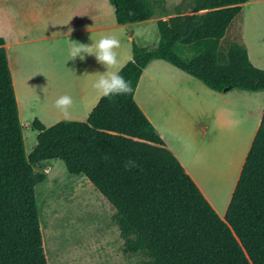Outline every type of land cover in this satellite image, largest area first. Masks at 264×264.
<instances>
[{
	"label": "trees",
	"instance_id": "obj_1",
	"mask_svg": "<svg viewBox=\"0 0 264 264\" xmlns=\"http://www.w3.org/2000/svg\"><path fill=\"white\" fill-rule=\"evenodd\" d=\"M107 1L117 25L167 17L156 21V46L131 43V60L118 70L131 94L100 97L83 122L32 121L36 143L27 154L0 38V264H47L34 197L45 175L33 168L51 160L105 200L122 254L139 255L140 264H264V109L219 218L133 101L151 60L217 93L264 91V70L244 46L220 45L248 0Z\"/></svg>",
	"mask_w": 264,
	"mask_h": 264
},
{
	"label": "crops",
	"instance_id": "obj_2",
	"mask_svg": "<svg viewBox=\"0 0 264 264\" xmlns=\"http://www.w3.org/2000/svg\"><path fill=\"white\" fill-rule=\"evenodd\" d=\"M166 18L154 16L138 23L153 22L156 27L158 19ZM45 24H51L60 32L50 37L42 36ZM134 24L117 25L114 15L107 17L97 7L96 0H0V38L4 42L17 110L22 106L43 110L41 117L46 121L45 128L59 121L83 122L101 97L93 84L107 69L93 55H85V59L80 60L79 57L71 59L69 54H55L53 63L42 67L37 63H22L20 53L26 46L52 37L70 47L69 42L90 46L105 35H115L121 40V47L117 49L119 64L112 70L118 71L131 60L134 39L131 32L126 35L122 30ZM228 27V31L231 30L228 39L241 43L250 64L262 68L264 54L258 51L264 52V0L245 2ZM29 67L30 75L25 76ZM18 79L27 80L32 86V98L26 104L18 99ZM233 91H211L165 61L151 60L143 68L133 93L134 103L163 147L178 161L219 218L224 215L264 109V91L236 90L249 94L247 98H260L261 107L259 104L253 109L255 111L244 108L245 115L254 118H242L236 133L225 131L218 103L224 104L227 94ZM65 94L74 101L67 115L54 106L56 99ZM223 145L230 147L225 149ZM199 147L206 148L207 152L195 166L194 156Z\"/></svg>",
	"mask_w": 264,
	"mask_h": 264
},
{
	"label": "rangeland",
	"instance_id": "obj_3",
	"mask_svg": "<svg viewBox=\"0 0 264 264\" xmlns=\"http://www.w3.org/2000/svg\"><path fill=\"white\" fill-rule=\"evenodd\" d=\"M96 1L97 7L101 8L107 17L113 18V8L108 1ZM179 1L165 0L167 5L176 4ZM228 29L226 31L228 34L225 32V36L220 40L221 46L228 42H236L228 39L229 36L231 37L229 35L231 30L228 31ZM122 31L126 35L131 32L134 36L132 42L138 47L153 48L158 41L157 30L153 22L136 23ZM59 32V29L51 24H45L41 30L42 36L45 37L54 36ZM69 50V46L52 37L40 44L26 46L20 54L22 63H37L45 67L47 63H53L55 54L67 55ZM258 53L264 54L261 50ZM257 69L264 70V66ZM30 72L29 67L26 69L25 76H29ZM31 87L27 80L19 81L18 79L17 94L22 103L26 104L32 98ZM234 94L243 96H233ZM246 95L249 94L234 90L227 94L224 104L218 103L219 108L222 109L220 115L221 120L225 122V131L236 133L242 118H254L253 115H245L244 108L248 107L255 111L253 109L259 104L261 107L260 98L251 99ZM17 113L22 128L24 151L27 154L36 143V132L31 129V123L35 120L45 127L46 121L41 117L44 111L30 110L22 106ZM223 147L228 149L230 146L223 145ZM243 149L244 147L241 151ZM206 150L204 147L196 149L195 166L196 161L206 155ZM191 157L193 160V154ZM33 170L43 172L45 175L43 182L34 187V197L40 234L43 225L45 228L48 226L50 230L46 238L52 257L51 263L46 258L47 264H140L142 258L139 255L125 256L122 254V241L118 237L116 227L110 221L111 210L108 204L82 176L68 175L62 162L58 160L41 162L34 166ZM42 237L41 241H43Z\"/></svg>",
	"mask_w": 264,
	"mask_h": 264
},
{
	"label": "clouds",
	"instance_id": "obj_4",
	"mask_svg": "<svg viewBox=\"0 0 264 264\" xmlns=\"http://www.w3.org/2000/svg\"><path fill=\"white\" fill-rule=\"evenodd\" d=\"M69 44L71 59L79 57L80 60H84L85 55H93L96 61L107 69L106 72L98 75L93 84V87L101 97L131 94V82L125 80L119 74V71L112 70L116 69L119 64L117 53V49L121 47V40L119 38L115 35H105L90 46L78 42H69ZM73 104V98L65 94L56 99L54 106L67 115ZM127 167H135V162L128 161Z\"/></svg>",
	"mask_w": 264,
	"mask_h": 264
},
{
	"label": "bare ground",
	"instance_id": "obj_5",
	"mask_svg": "<svg viewBox=\"0 0 264 264\" xmlns=\"http://www.w3.org/2000/svg\"><path fill=\"white\" fill-rule=\"evenodd\" d=\"M45 223V221L43 222ZM47 224V223H46ZM46 229V230H44ZM50 230H48V226L47 228L44 227L43 225V232H42V236H43V241H44V245H45V249H46V254H47V259L48 261L51 263V257H52V253L50 252L51 250L49 249V247H47L48 243H47V238H46V234L49 232ZM49 246V245H48Z\"/></svg>",
	"mask_w": 264,
	"mask_h": 264
}]
</instances>
